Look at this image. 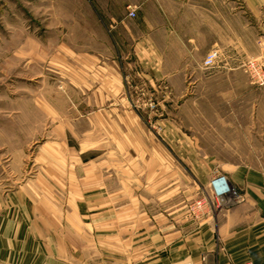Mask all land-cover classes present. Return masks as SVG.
Segmentation results:
<instances>
[{
    "label": "crops",
    "instance_id": "crops-1",
    "mask_svg": "<svg viewBox=\"0 0 264 264\" xmlns=\"http://www.w3.org/2000/svg\"><path fill=\"white\" fill-rule=\"evenodd\" d=\"M242 1L21 0L40 17L24 21L28 39L14 56L64 58L77 107L56 117L92 126L84 134L110 145L99 139L95 150L109 149L99 157L53 156L32 176L0 180V264H264V165L216 160L259 153L247 139L264 135V90L243 71L264 58V0ZM213 51L219 64L207 70ZM126 82L182 101L160 104L173 113L159 122L167 136L151 138L135 121ZM245 101L258 136L246 134ZM220 102L230 115L215 114ZM44 110L51 120L50 102ZM215 172L243 199L193 220L188 205Z\"/></svg>",
    "mask_w": 264,
    "mask_h": 264
},
{
    "label": "rangeland",
    "instance_id": "rangeland-1",
    "mask_svg": "<svg viewBox=\"0 0 264 264\" xmlns=\"http://www.w3.org/2000/svg\"><path fill=\"white\" fill-rule=\"evenodd\" d=\"M235 1L238 7L242 6V0ZM39 17L36 9L31 11L22 8L21 0H0V180L17 176L20 170L30 174L29 172L35 165L51 160L53 156L55 160H73L81 163L99 157L102 152L109 150L102 149V147L95 150V143L100 142L99 139L103 140V148L110 145V142L105 144L108 140L106 134H101V136L100 134H84L86 129L92 130L93 127L86 124L78 125L76 119L66 120L56 117V112L67 113L75 111L77 107L75 88L72 81L70 82L72 77L69 78L73 71H65L62 68L64 58L52 55L50 57L38 56L34 59L14 56L15 53L22 51L25 40L28 39L26 27L23 25L24 21H32L33 24L35 20H39ZM37 44H40L39 40ZM37 52L39 53V50ZM258 59L264 60V58L247 60L243 65V71L253 89L264 90V87L254 86L245 71L247 63ZM124 94L126 95L125 101L134 110L135 121L143 124L151 138L158 140L162 136H167L159 122L170 119L173 113L171 109L162 112L159 107L160 104L168 106L173 101L175 102L174 107L177 108V104L182 102L177 96L171 98L156 96L150 86L127 82L124 83ZM209 100L213 101L210 97ZM49 102L51 113H54L51 120H49L50 115H45V110L43 111V108H48ZM149 102L156 105L158 109L156 112L147 109ZM217 106L219 110L217 109L215 114L219 112L220 115L227 116L232 113V107L228 108L225 103L220 102ZM204 112L210 117L213 110L206 107ZM241 112L247 121L246 134L258 136L253 121L248 122L253 119V115L257 114L256 106L245 101L244 112L243 110ZM181 118L187 122L188 109L182 112ZM260 128L264 133V126ZM47 143L54 146L53 152L47 149ZM247 143L248 147L259 150V153L231 158L218 157L216 160L228 166L236 163L264 165V135L261 139L260 137L248 138ZM169 148L167 146L168 150ZM206 188L201 191L199 198L191 200L188 205L189 217L193 220L195 219L189 209L203 196ZM232 188L243 199L240 189L234 186ZM230 201L233 200L230 199ZM222 209L223 207L215 208L214 213H219Z\"/></svg>",
    "mask_w": 264,
    "mask_h": 264
},
{
    "label": "built area",
    "instance_id": "built-area-1",
    "mask_svg": "<svg viewBox=\"0 0 264 264\" xmlns=\"http://www.w3.org/2000/svg\"><path fill=\"white\" fill-rule=\"evenodd\" d=\"M129 17L135 18L136 12L133 8H129ZM220 54L213 51L207 54L203 60V67L207 70L215 68L219 64ZM245 71L250 76L252 84L256 87H264V60L258 59L251 61L245 65ZM151 112H156L155 104L150 103L146 106ZM210 183L204 191L203 196L198 199L190 207L192 217L197 221H202L206 217L214 214L215 208L226 206L230 199L233 201H240L241 196L232 188L229 179L220 172H215ZM245 264H253L245 263Z\"/></svg>",
    "mask_w": 264,
    "mask_h": 264
}]
</instances>
